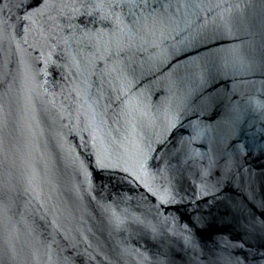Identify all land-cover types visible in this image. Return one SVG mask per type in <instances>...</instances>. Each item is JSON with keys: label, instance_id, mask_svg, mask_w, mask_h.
Masks as SVG:
<instances>
[{"label": "water", "instance_id": "obj_1", "mask_svg": "<svg viewBox=\"0 0 264 264\" xmlns=\"http://www.w3.org/2000/svg\"><path fill=\"white\" fill-rule=\"evenodd\" d=\"M0 264H264V0H0Z\"/></svg>", "mask_w": 264, "mask_h": 264}]
</instances>
